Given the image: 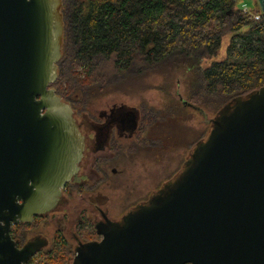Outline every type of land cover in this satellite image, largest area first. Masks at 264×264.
Here are the masks:
<instances>
[{
	"label": "water",
	"instance_id": "obj_1",
	"mask_svg": "<svg viewBox=\"0 0 264 264\" xmlns=\"http://www.w3.org/2000/svg\"><path fill=\"white\" fill-rule=\"evenodd\" d=\"M264 11V0H258ZM63 0H0V264H26L12 223L62 203L83 136L51 87ZM178 171L87 242L72 264H264V85L226 101ZM44 244V243H42Z\"/></svg>",
	"mask_w": 264,
	"mask_h": 264
},
{
	"label": "trees",
	"instance_id": "obj_2",
	"mask_svg": "<svg viewBox=\"0 0 264 264\" xmlns=\"http://www.w3.org/2000/svg\"><path fill=\"white\" fill-rule=\"evenodd\" d=\"M61 13V57L50 86L70 105L77 96L87 102L93 90L136 86L144 73H183L185 101L211 117L230 98L264 85L258 3L244 10L236 0H63ZM178 100L170 107L178 118L195 110ZM61 246L44 251L38 264H71Z\"/></svg>",
	"mask_w": 264,
	"mask_h": 264
},
{
	"label": "flooded vegetation",
	"instance_id": "obj_3",
	"mask_svg": "<svg viewBox=\"0 0 264 264\" xmlns=\"http://www.w3.org/2000/svg\"><path fill=\"white\" fill-rule=\"evenodd\" d=\"M77 99L71 108L83 151L78 170L62 188V203L10 228L17 248L32 239L40 245L26 264H38L44 251L61 250V245L72 253V264L83 244L100 241L112 223L171 178L187 155L178 165L171 160L170 149L178 141L157 130L164 122L158 111L122 100Z\"/></svg>",
	"mask_w": 264,
	"mask_h": 264
},
{
	"label": "rangeland",
	"instance_id": "obj_4",
	"mask_svg": "<svg viewBox=\"0 0 264 264\" xmlns=\"http://www.w3.org/2000/svg\"><path fill=\"white\" fill-rule=\"evenodd\" d=\"M257 3L259 4L258 0H236V4L246 10H254L257 8ZM141 77L136 86H127L123 89L111 87L105 92L93 90L92 96L100 97V99L95 100V103L122 100L158 111L159 117L165 119L157 130L162 135H167L171 141H178L176 146L170 149L171 157L174 156L171 160L177 161L178 165L180 159L185 156L187 150L205 130L204 119L201 114L193 109L186 110L187 112L182 111V116L180 115L181 117L178 118L177 113L170 108L179 98L181 100L187 98L186 77L183 73L151 72L144 73ZM162 158L165 157L162 156ZM170 167L165 170V173L169 171ZM162 171H164L163 168L161 175L165 174Z\"/></svg>",
	"mask_w": 264,
	"mask_h": 264
},
{
	"label": "built area",
	"instance_id": "obj_5",
	"mask_svg": "<svg viewBox=\"0 0 264 264\" xmlns=\"http://www.w3.org/2000/svg\"><path fill=\"white\" fill-rule=\"evenodd\" d=\"M244 10H246V9H244ZM254 18H256V19L259 18V15L258 14H255L254 15Z\"/></svg>",
	"mask_w": 264,
	"mask_h": 264
}]
</instances>
